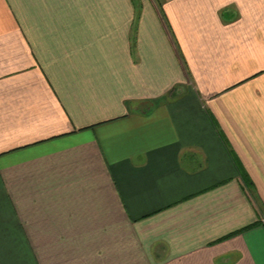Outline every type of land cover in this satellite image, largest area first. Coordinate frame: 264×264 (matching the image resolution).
Wrapping results in <instances>:
<instances>
[{"label": "crops", "instance_id": "1", "mask_svg": "<svg viewBox=\"0 0 264 264\" xmlns=\"http://www.w3.org/2000/svg\"><path fill=\"white\" fill-rule=\"evenodd\" d=\"M261 215L264 0H0V264H264Z\"/></svg>", "mask_w": 264, "mask_h": 264}, {"label": "built area", "instance_id": "2", "mask_svg": "<svg viewBox=\"0 0 264 264\" xmlns=\"http://www.w3.org/2000/svg\"><path fill=\"white\" fill-rule=\"evenodd\" d=\"M262 221L264 222V215H261Z\"/></svg>", "mask_w": 264, "mask_h": 264}, {"label": "trees", "instance_id": "3", "mask_svg": "<svg viewBox=\"0 0 264 264\" xmlns=\"http://www.w3.org/2000/svg\"><path fill=\"white\" fill-rule=\"evenodd\" d=\"M249 183V182H248Z\"/></svg>", "mask_w": 264, "mask_h": 264}]
</instances>
